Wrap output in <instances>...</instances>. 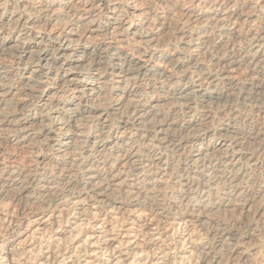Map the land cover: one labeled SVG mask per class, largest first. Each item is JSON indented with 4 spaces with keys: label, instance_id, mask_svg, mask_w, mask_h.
Returning <instances> with one entry per match:
<instances>
[{
    "label": "clouds",
    "instance_id": "obj_1",
    "mask_svg": "<svg viewBox=\"0 0 264 264\" xmlns=\"http://www.w3.org/2000/svg\"><path fill=\"white\" fill-rule=\"evenodd\" d=\"M0 264H264V0H0Z\"/></svg>",
    "mask_w": 264,
    "mask_h": 264
}]
</instances>
